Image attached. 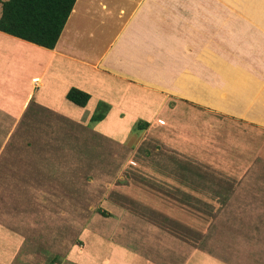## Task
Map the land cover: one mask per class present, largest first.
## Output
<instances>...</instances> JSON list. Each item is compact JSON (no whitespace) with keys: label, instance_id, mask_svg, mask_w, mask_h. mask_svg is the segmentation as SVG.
Segmentation results:
<instances>
[{"label":"rangeland","instance_id":"obj_1","mask_svg":"<svg viewBox=\"0 0 264 264\" xmlns=\"http://www.w3.org/2000/svg\"><path fill=\"white\" fill-rule=\"evenodd\" d=\"M216 3L192 0V10L196 8L199 21L197 33L191 37L193 47L179 53L187 55L189 66L194 65L183 69L193 76L188 81L186 95L189 97L164 96L166 99L160 100V105H152L164 108L155 116L140 114L127 119L119 116L125 119L126 125L117 133L101 132L98 121L90 119L88 128L78 132L79 118L84 119V113L91 116L95 110L76 113L74 125L68 126L63 120L65 116L50 110L55 107L38 104L31 90L28 93L32 94L22 93V80L25 83L27 76L34 74L32 65H26L25 73L18 70L22 75L0 81L3 96L5 89L10 88L8 94L19 101L16 105L15 100H10L0 109V264H75L71 263L72 252L76 247L81 250L85 239L94 238V234L87 232L92 219L114 218L106 201L115 202L117 198L128 202L124 185L129 181L116 173L125 171V165L136 167L138 161L160 172L182 175L184 172L190 173V177H194L191 172L197 170V179H201L197 183L202 184L197 199L201 204L198 207L202 209V222L185 212L189 220H181L177 231L184 238L198 242L193 247L206 261L213 256L224 261L225 254L234 251V247L238 250L236 243L225 242L227 228L221 226L226 220L216 219V214L229 206L230 195L222 190L229 182L231 190L238 189L234 180L241 172L249 170L246 168L249 164L232 162L233 154L246 153L250 161L261 163L258 170L264 172V126H250L247 122L260 114L264 116V4L249 6L251 9L247 11L252 19L238 18L242 8L236 6L232 19L227 14L226 4L221 3L216 16L213 12ZM122 4L121 0H111L108 5L119 7ZM75 7L76 12L70 13L67 25L69 28L70 24L73 27L76 24L85 34L79 45L102 47L118 25V22L109 23L110 17L115 15H107L98 0H78ZM15 42L18 40L9 39L10 49L22 52L28 64L25 54L28 49H19ZM29 57L31 61L32 56ZM223 65L238 67L249 75L245 80H231L234 85L255 83V90L240 94L230 92L223 81ZM11 69L10 65V72ZM33 76L37 80L31 81ZM32 77L30 86L38 87L40 76ZM186 83L183 81V85ZM210 94L218 101H210ZM12 101L15 102L11 104ZM155 102L159 101L155 99ZM140 104L146 103L140 101ZM70 106L79 105L70 102ZM18 107L21 109L16 112ZM43 107L46 110L43 111ZM254 113L259 114L252 115ZM138 121L148 124L138 129ZM226 155L228 159H222ZM214 157L213 165L207 163ZM183 164L187 169L180 170ZM220 182L223 185L219 186ZM214 202L219 204L216 213L211 208ZM98 209L106 210L111 216L101 215ZM196 220L195 230L186 227L194 225ZM235 231L231 229V233Z\"/></svg>","mask_w":264,"mask_h":264},{"label":"crops","instance_id":"obj_2","mask_svg":"<svg viewBox=\"0 0 264 264\" xmlns=\"http://www.w3.org/2000/svg\"><path fill=\"white\" fill-rule=\"evenodd\" d=\"M110 1L98 0V3L100 8L107 10V15H115L110 17L112 19L109 23L118 22V25L98 49L79 45L85 34L76 27V24L75 27L70 24L68 28L67 21L52 49L0 31V81H9L17 74L22 75L21 72L17 73L18 70L25 73L26 65H32L34 70L32 75L38 74L41 83L38 87L30 86L32 77L30 74L25 83L22 80L23 87L20 85L22 93L27 92L29 95L33 92L32 95L38 104L55 107L50 110L65 116L63 120H66L68 126L74 125L73 116L76 113L82 110L94 111L98 102L104 101L109 107L104 118L97 124L104 133L107 131L117 133L123 130L122 125H126L125 119L119 116H125L126 119L140 114L155 116L164 111L162 107L158 109L152 106L160 105L162 102L160 100L167 97L172 99L189 97L186 93L192 75L184 73L183 69L194 65L189 66L186 63L187 55L181 56L179 53L187 51L189 46L193 47L194 41L191 37L197 33L199 21L196 8L192 10V0H121L123 4L119 7L108 5ZM77 2L78 0H75L72 13L76 12ZM214 2H217V5H213L216 16L219 11L218 5L221 3L226 4L227 14L232 19L235 18L236 6L238 9L242 8V15L238 18L252 19L251 13L247 10L251 9L252 5L264 4V0H212V3ZM67 20L69 21L68 18ZM9 39L18 40L15 43L19 49H28V52H24L28 64L23 59L22 52L17 50L13 52L10 49ZM10 65L12 72L9 71ZM231 67L221 66L224 69L221 73L227 89L238 94L242 91L253 92L255 83L246 84L247 86L234 85L236 83L231 80L243 78L245 80L249 75L238 70V67ZM34 77L36 76H33L31 81L37 80ZM183 81H187L186 86L183 85ZM70 87L90 94L85 106H77L65 98ZM196 88L201 91L200 87ZM214 89L212 91H215ZM5 90V96L3 90H0V109L8 101H16L8 94L10 88ZM29 90L32 92L28 93ZM61 99L68 102L65 103ZM155 99L159 102L156 103ZM209 100L218 101L211 94ZM140 101L146 104L142 106ZM70 102L78 109L71 107ZM225 103L228 104V101ZM16 105H19V101H16ZM20 109L21 107L16 108V112ZM35 110L38 113V105ZM42 110H46L45 107ZM256 114L259 113L252 115ZM89 116H85L84 113V119L79 118L81 122L77 127L78 132L88 128ZM256 118L258 120L255 121ZM247 122L250 126H264V116L260 114ZM237 153L241 154L238 151ZM225 158L228 159V156L222 159ZM250 158L246 153L241 156L233 154L235 161L232 162L249 164L246 166L249 170L241 172L234 180L233 184L238 185V189L231 190L229 182L228 187L222 190L230 195L229 206L226 209L221 208L220 213L216 214V219L226 220L221 226L227 228L225 242L238 245L237 251L235 247L234 251H227L224 261L218 256L203 260L202 253L193 247V244L196 245L198 242L192 238H184L177 231L181 220H189L186 213L193 214L198 222H202V209L198 207L201 204L197 200L201 195L202 184L197 183L201 182V179H197V170L191 172L194 177H190V173L182 172V175L169 171L160 172L154 166H147L138 161L136 162L138 166L125 165V171L116 173L117 176L124 175L123 179L129 181L124 185L128 202L117 198L114 199L115 202L106 201L107 208L114 218L102 220L99 219L101 217L95 216L96 218L92 219L87 232L89 235L94 234V238L85 239L81 250L76 247L70 255L74 256L71 263L74 261L75 264H264V172L258 170L261 163L250 161ZM262 160L264 161V158ZM181 161L179 159V162ZM215 162L214 157L207 163L213 165ZM154 164L156 166L155 162ZM183 165L180 170L187 169V166ZM199 175L201 176L200 173ZM221 185L222 182L219 183V186ZM211 208L216 213L219 211V204L214 202ZM109 221L111 224L106 225ZM186 227H194L195 230L197 220L194 221V225ZM231 229L236 231L231 233Z\"/></svg>","mask_w":264,"mask_h":264},{"label":"trees","instance_id":"obj_3","mask_svg":"<svg viewBox=\"0 0 264 264\" xmlns=\"http://www.w3.org/2000/svg\"><path fill=\"white\" fill-rule=\"evenodd\" d=\"M75 0H3L1 1L0 31L16 36L31 43L54 48ZM65 98L72 103L85 106L90 94L76 87H70ZM109 105L98 102L90 116L91 121L104 118ZM101 108H105L104 110ZM146 121H138V129L147 126ZM103 216L110 214L98 209Z\"/></svg>","mask_w":264,"mask_h":264},{"label":"built area","instance_id":"obj_4","mask_svg":"<svg viewBox=\"0 0 264 264\" xmlns=\"http://www.w3.org/2000/svg\"><path fill=\"white\" fill-rule=\"evenodd\" d=\"M35 81V80H34Z\"/></svg>","mask_w":264,"mask_h":264}]
</instances>
